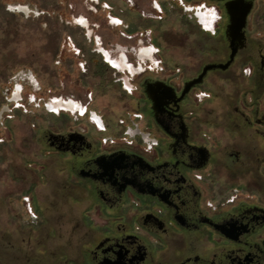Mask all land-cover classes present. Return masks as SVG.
I'll return each instance as SVG.
<instances>
[{
  "label": "flooded vegetation",
  "instance_id": "1",
  "mask_svg": "<svg viewBox=\"0 0 264 264\" xmlns=\"http://www.w3.org/2000/svg\"><path fill=\"white\" fill-rule=\"evenodd\" d=\"M152 6L0 12V264H264V0Z\"/></svg>",
  "mask_w": 264,
  "mask_h": 264
},
{
  "label": "rangeland",
  "instance_id": "2",
  "mask_svg": "<svg viewBox=\"0 0 264 264\" xmlns=\"http://www.w3.org/2000/svg\"><path fill=\"white\" fill-rule=\"evenodd\" d=\"M14 1L15 0H0V12L5 13L6 3ZM67 2L69 10L72 14H75V16L84 15L89 19L91 18L92 21H97V23L101 25L98 30L99 35L103 37L105 45H115L117 43L124 46L136 45V37L133 39H127L123 36L122 26L116 25L111 22L112 20L109 19L110 16L107 15V13L109 14L110 11V15L112 14V16L114 17L123 18L124 8V13H126L127 19L128 21H130L129 23L133 25L132 31H134L135 29L140 30V26L142 25H148V27H150L149 25H152L154 29L160 31L168 30L172 27L181 29L183 24L182 21L176 17H173L171 20L167 21H153L149 22L148 24H145L146 22L143 23V19H141L140 14L137 13L138 11L135 9L131 10V7L139 6V8L141 7L145 9L144 12L148 14L151 12L154 13L152 0H100V2H103V4H108L110 7H112V10H106V13L104 11L101 12L100 8H95L94 3L99 2V0H67ZM46 5L47 3L44 4V6Z\"/></svg>",
  "mask_w": 264,
  "mask_h": 264
}]
</instances>
